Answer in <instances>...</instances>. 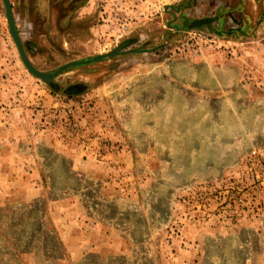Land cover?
I'll list each match as a JSON object with an SVG mask.
<instances>
[{"label": "rangeland", "instance_id": "rangeland-1", "mask_svg": "<svg viewBox=\"0 0 264 264\" xmlns=\"http://www.w3.org/2000/svg\"><path fill=\"white\" fill-rule=\"evenodd\" d=\"M10 3L0 264H264V0Z\"/></svg>", "mask_w": 264, "mask_h": 264}, {"label": "water", "instance_id": "water-1", "mask_svg": "<svg viewBox=\"0 0 264 264\" xmlns=\"http://www.w3.org/2000/svg\"><path fill=\"white\" fill-rule=\"evenodd\" d=\"M2 1H3L4 13H5L9 33H10L12 40H13L16 48H17V52L19 54V57H20L22 63L24 64V66L27 68V70L29 72H31L34 76H36L37 78L41 79L42 81H44L46 83L51 84L53 77L57 76L58 74H60L66 68H68L70 66H78L81 64L100 60L104 57H111L114 54L124 53L127 51H138V50H140L137 48L127 49V50L112 49V50H109V51H106L103 53H98V54H95V55H92L89 57L73 59V60L64 62V63L60 64L59 66H57V68L55 70H52V71L45 72V71L39 70L33 66V64L31 63V61L29 60V58L25 52L21 38L19 36V33L17 31L16 25L14 22L10 0H2ZM214 18L215 17H212V16L194 18L188 22H184L183 26L174 25V28H175V30H179V29H183L184 26L187 28L200 27V26L211 23L214 20Z\"/></svg>", "mask_w": 264, "mask_h": 264}, {"label": "trees", "instance_id": "trees-1", "mask_svg": "<svg viewBox=\"0 0 264 264\" xmlns=\"http://www.w3.org/2000/svg\"><path fill=\"white\" fill-rule=\"evenodd\" d=\"M51 85H53V86H54V82H53V81H52Z\"/></svg>", "mask_w": 264, "mask_h": 264}, {"label": "crops", "instance_id": "crops-1", "mask_svg": "<svg viewBox=\"0 0 264 264\" xmlns=\"http://www.w3.org/2000/svg\"><path fill=\"white\" fill-rule=\"evenodd\" d=\"M253 1H256V0H253Z\"/></svg>", "mask_w": 264, "mask_h": 264}]
</instances>
